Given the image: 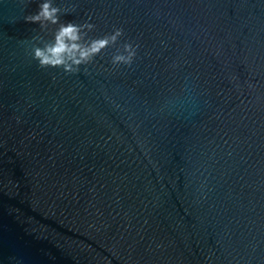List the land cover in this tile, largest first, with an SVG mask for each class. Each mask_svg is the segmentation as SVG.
Wrapping results in <instances>:
<instances>
[{"label": "water", "instance_id": "water-1", "mask_svg": "<svg viewBox=\"0 0 264 264\" xmlns=\"http://www.w3.org/2000/svg\"><path fill=\"white\" fill-rule=\"evenodd\" d=\"M42 2L0 0V264H264V0H53L123 29L75 74Z\"/></svg>", "mask_w": 264, "mask_h": 264}, {"label": "clouds", "instance_id": "clouds-1", "mask_svg": "<svg viewBox=\"0 0 264 264\" xmlns=\"http://www.w3.org/2000/svg\"><path fill=\"white\" fill-rule=\"evenodd\" d=\"M61 9L54 6L53 0H43L35 14L25 17L26 23L38 24L41 30H48L53 26L50 41H43L42 37H33L42 43V46H33L32 54L41 68H60L66 74H75L81 66L93 62L102 50L117 44L123 36V29H115L110 35L98 39H86L87 33L94 29L90 23L76 24L73 22H60ZM138 45L125 43L122 51L112 57L113 66H131L136 57Z\"/></svg>", "mask_w": 264, "mask_h": 264}]
</instances>
